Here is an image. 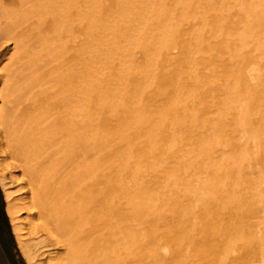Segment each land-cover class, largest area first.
I'll list each match as a JSON object with an SVG mask.
<instances>
[{
    "label": "bare ground",
    "instance_id": "obj_1",
    "mask_svg": "<svg viewBox=\"0 0 264 264\" xmlns=\"http://www.w3.org/2000/svg\"><path fill=\"white\" fill-rule=\"evenodd\" d=\"M0 185L28 264H264V0H0Z\"/></svg>",
    "mask_w": 264,
    "mask_h": 264
},
{
    "label": "rangeland",
    "instance_id": "obj_2",
    "mask_svg": "<svg viewBox=\"0 0 264 264\" xmlns=\"http://www.w3.org/2000/svg\"><path fill=\"white\" fill-rule=\"evenodd\" d=\"M12 186H14V185H12ZM20 193L21 192H19L18 194H20ZM6 206H7V202H6L5 194H4V191L2 190V187L0 185V218L2 220V225H3V227H2L3 232L2 233H3V237L5 239V242L7 244L8 253H9L11 259L13 260V262L15 264H28L26 259L22 255V252L18 246V242H17L16 236H15L14 231H13V226H12L10 217H9L7 210H6ZM21 218L22 219L27 218V212L26 211L25 212L23 211V213H21ZM29 241H30V239H29ZM34 241L36 242V239ZM46 249L42 250V252L45 254H46V251H49V249H47V250ZM53 250H56V249L53 248L52 252H53ZM47 256L44 255L43 257H47Z\"/></svg>",
    "mask_w": 264,
    "mask_h": 264
},
{
    "label": "flooded vegetation",
    "instance_id": "obj_3",
    "mask_svg": "<svg viewBox=\"0 0 264 264\" xmlns=\"http://www.w3.org/2000/svg\"><path fill=\"white\" fill-rule=\"evenodd\" d=\"M3 225H2V220L0 218V252L2 253V255H0V264H15L13 262V260L11 259L9 253H8V248H7V244L5 242V239L3 237ZM5 261H4V260Z\"/></svg>",
    "mask_w": 264,
    "mask_h": 264
},
{
    "label": "water",
    "instance_id": "obj_4",
    "mask_svg": "<svg viewBox=\"0 0 264 264\" xmlns=\"http://www.w3.org/2000/svg\"><path fill=\"white\" fill-rule=\"evenodd\" d=\"M2 254V253H1Z\"/></svg>",
    "mask_w": 264,
    "mask_h": 264
}]
</instances>
